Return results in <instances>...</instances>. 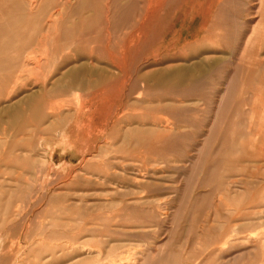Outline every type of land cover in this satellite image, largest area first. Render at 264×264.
I'll return each instance as SVG.
<instances>
[{
    "label": "rangeland",
    "instance_id": "374dc122",
    "mask_svg": "<svg viewBox=\"0 0 264 264\" xmlns=\"http://www.w3.org/2000/svg\"><path fill=\"white\" fill-rule=\"evenodd\" d=\"M148 9L0 0V264H264V0Z\"/></svg>",
    "mask_w": 264,
    "mask_h": 264
},
{
    "label": "bare ground",
    "instance_id": "6f19581e",
    "mask_svg": "<svg viewBox=\"0 0 264 264\" xmlns=\"http://www.w3.org/2000/svg\"><path fill=\"white\" fill-rule=\"evenodd\" d=\"M37 2V0H31V6H33V4L34 3H36ZM167 2V0H148V4H149V9L151 10V9H155V8H158V7H161L163 4H165ZM37 5V4H36ZM148 9V10H149ZM148 12V11H147ZM150 12V11H149ZM147 13L148 15H146L145 17L146 18H149L150 16H151V12L150 13ZM154 14V13H153ZM35 17V16H34ZM144 21V20H143ZM144 24V23H143ZM138 34V33H137ZM199 63V62H198ZM28 64V63H27ZM194 68V67H193ZM174 72V71H173ZM182 74H184L183 72H181ZM178 74H180V73H178ZM181 74V75H182ZM84 75V74H83ZM164 75V74H163ZM162 75V76H163ZM181 75H179V76H181ZM176 76L178 77V75L176 74ZM159 77H161V76H158V78ZM185 77V76H184ZM183 76H182V78H184ZM163 78H165V75L163 76ZM162 78V79H163ZM164 80V79H163ZM11 102V101H10ZM31 102V101H30ZM12 105H13V103H12ZM12 109H14V108H12ZM20 110V109H19ZM15 111L14 110H8V111H6V113H9V114H11V113H14Z\"/></svg>",
    "mask_w": 264,
    "mask_h": 264
},
{
    "label": "crops",
    "instance_id": "0c3cea01",
    "mask_svg": "<svg viewBox=\"0 0 264 264\" xmlns=\"http://www.w3.org/2000/svg\"><path fill=\"white\" fill-rule=\"evenodd\" d=\"M70 137V136H69ZM71 139V138H70ZM66 152H68V149H66Z\"/></svg>",
    "mask_w": 264,
    "mask_h": 264
}]
</instances>
